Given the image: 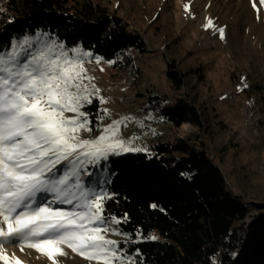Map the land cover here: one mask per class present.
Masks as SVG:
<instances>
[{
	"label": "rangeland",
	"instance_id": "1",
	"mask_svg": "<svg viewBox=\"0 0 264 264\" xmlns=\"http://www.w3.org/2000/svg\"><path fill=\"white\" fill-rule=\"evenodd\" d=\"M95 1L128 21L130 28L144 37L148 51L139 54L131 50L136 56L134 73L101 59L97 62L94 56L85 58L87 75L94 79L83 83L99 89L90 99H99L104 115L95 128H91L87 116L92 131L81 129L80 137L95 138L113 121H120L118 138L128 147L144 149L131 152H154L158 143L174 142L177 138L203 141L223 170L229 188L250 208L249 216L238 226L247 227L250 221L264 216V4L261 0ZM210 21L211 26L206 27ZM22 40H13L4 51H9L14 41ZM36 46L34 43L33 49ZM169 69L183 74L182 86L174 83L168 75ZM178 99L190 102L199 111L203 128L188 122L174 126L164 119L166 103ZM65 115L76 114L65 112ZM124 153L129 151L115 155ZM67 167V163L57 165L56 175H62ZM93 168L94 165H88L81 171L86 187L96 180ZM89 172L91 176L86 174ZM51 198L49 194L47 199ZM106 226L109 228L106 238L119 241V251L132 264H137L135 256L121 246L130 244L131 237L114 220ZM4 247L9 255L18 253L29 264H53L36 249L25 247L21 251L18 241L5 243ZM64 251L67 255L56 257L58 264H97L67 246ZM231 254L234 258L238 256L236 250ZM219 258L221 255L217 262Z\"/></svg>",
	"mask_w": 264,
	"mask_h": 264
},
{
	"label": "trees",
	"instance_id": "2",
	"mask_svg": "<svg viewBox=\"0 0 264 264\" xmlns=\"http://www.w3.org/2000/svg\"><path fill=\"white\" fill-rule=\"evenodd\" d=\"M0 14V51L39 32L132 73L131 50L148 51L128 21L95 0H2ZM168 75L183 85L182 73L169 69ZM91 101L82 110L95 128L104 110L98 98ZM163 117L174 126L204 127L199 111L183 99L166 103ZM93 171L96 180L88 187L103 186L111 197L104 215L121 220L120 230L132 239L121 246L137 264H264V216L238 226L250 208L229 188L205 142L177 138L158 143L154 152L112 154Z\"/></svg>",
	"mask_w": 264,
	"mask_h": 264
},
{
	"label": "snow or ice",
	"instance_id": "3",
	"mask_svg": "<svg viewBox=\"0 0 264 264\" xmlns=\"http://www.w3.org/2000/svg\"><path fill=\"white\" fill-rule=\"evenodd\" d=\"M219 31L223 39V29ZM91 56L82 46L67 48L39 32L14 41L9 51H0V261L4 264H24L15 253L7 254L4 244L14 241L21 251L36 249L53 264H58L57 256L67 255L64 246L97 264H132L119 251L120 242L106 238V225L113 218L104 215V204L111 197L103 186L86 187L81 171L120 151L144 149L128 147L118 138L120 121H113L95 138L80 137L81 129L92 131L87 113L80 109L99 92L95 85L83 83L94 79L84 67L85 58ZM65 112L76 115L68 117ZM64 163L69 167L57 176V165ZM112 231L119 234L115 228Z\"/></svg>",
	"mask_w": 264,
	"mask_h": 264
},
{
	"label": "bare ground",
	"instance_id": "4",
	"mask_svg": "<svg viewBox=\"0 0 264 264\" xmlns=\"http://www.w3.org/2000/svg\"><path fill=\"white\" fill-rule=\"evenodd\" d=\"M8 254V253H7ZM15 255L17 256V257H19L23 262H24V264H29L25 259H23L18 253H15ZM11 256V255H10Z\"/></svg>",
	"mask_w": 264,
	"mask_h": 264
},
{
	"label": "water",
	"instance_id": "5",
	"mask_svg": "<svg viewBox=\"0 0 264 264\" xmlns=\"http://www.w3.org/2000/svg\"><path fill=\"white\" fill-rule=\"evenodd\" d=\"M250 223H251V221L249 222V224H250ZM249 224H248V225H249ZM248 225H247V226H248Z\"/></svg>",
	"mask_w": 264,
	"mask_h": 264
}]
</instances>
